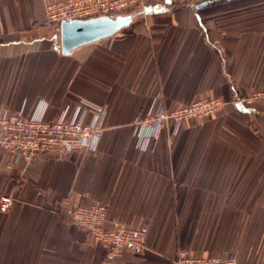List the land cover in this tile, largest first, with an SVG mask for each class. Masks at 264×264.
<instances>
[{
	"label": "crops",
	"instance_id": "0c3cea01",
	"mask_svg": "<svg viewBox=\"0 0 264 264\" xmlns=\"http://www.w3.org/2000/svg\"><path fill=\"white\" fill-rule=\"evenodd\" d=\"M54 0H0V109L52 121L82 99L103 104L95 149L13 164L0 148V264H171L181 248L264 264V0H144L132 23L70 54L45 25ZM222 97L221 111L160 128L147 148L133 123L153 100L174 109ZM88 118V117H87ZM107 206L106 227L148 228L141 254L110 252L65 201Z\"/></svg>",
	"mask_w": 264,
	"mask_h": 264
},
{
	"label": "built area",
	"instance_id": "2783aa9c",
	"mask_svg": "<svg viewBox=\"0 0 264 264\" xmlns=\"http://www.w3.org/2000/svg\"><path fill=\"white\" fill-rule=\"evenodd\" d=\"M183 4L188 0H171ZM144 0H54L45 6V25L61 28L64 22L92 18L99 15H119L141 6ZM264 101V89L253 91L250 96L235 99L252 106ZM230 102L222 97L201 98L189 104L167 109L160 100H153L143 115L133 123V133L142 148H147L158 131L168 120L176 125L188 118H200L223 110ZM106 107L103 104L82 99L72 112L65 108L58 118L47 121L39 114L26 115L18 110L0 109V148L12 156L13 164H29L35 157L48 153H64L76 149H95L103 132ZM88 117V118H87ZM13 197H0V211L7 212ZM66 213L72 222L89 233L94 242L105 245L110 252L129 251L141 254L147 248L148 228L120 224L114 228L105 225L107 206L103 203L81 205L65 201ZM236 256H201L181 248L171 264H236Z\"/></svg>",
	"mask_w": 264,
	"mask_h": 264
},
{
	"label": "water",
	"instance_id": "95a60500",
	"mask_svg": "<svg viewBox=\"0 0 264 264\" xmlns=\"http://www.w3.org/2000/svg\"><path fill=\"white\" fill-rule=\"evenodd\" d=\"M171 2V0H167ZM134 17L131 14L99 15L86 19L64 22L61 26V49L64 54H70L77 48L97 42L117 34L129 26ZM243 111L248 108L241 103L236 105Z\"/></svg>",
	"mask_w": 264,
	"mask_h": 264
},
{
	"label": "flooded vegetation",
	"instance_id": "af4514ba",
	"mask_svg": "<svg viewBox=\"0 0 264 264\" xmlns=\"http://www.w3.org/2000/svg\"><path fill=\"white\" fill-rule=\"evenodd\" d=\"M124 14H131L134 18L137 16V14L135 13V12H126V13H124Z\"/></svg>",
	"mask_w": 264,
	"mask_h": 264
},
{
	"label": "rangeland",
	"instance_id": "374dc122",
	"mask_svg": "<svg viewBox=\"0 0 264 264\" xmlns=\"http://www.w3.org/2000/svg\"><path fill=\"white\" fill-rule=\"evenodd\" d=\"M176 3V2H175ZM177 4H179V3H177Z\"/></svg>",
	"mask_w": 264,
	"mask_h": 264
},
{
	"label": "trees",
	"instance_id": "16d2710c",
	"mask_svg": "<svg viewBox=\"0 0 264 264\" xmlns=\"http://www.w3.org/2000/svg\"><path fill=\"white\" fill-rule=\"evenodd\" d=\"M137 14V13H136Z\"/></svg>",
	"mask_w": 264,
	"mask_h": 264
}]
</instances>
